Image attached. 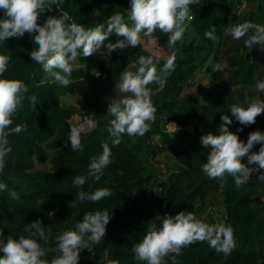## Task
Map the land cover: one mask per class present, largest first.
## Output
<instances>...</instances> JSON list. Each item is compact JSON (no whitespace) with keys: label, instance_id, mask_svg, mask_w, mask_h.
<instances>
[{"label":"trees","instance_id":"1","mask_svg":"<svg viewBox=\"0 0 264 264\" xmlns=\"http://www.w3.org/2000/svg\"><path fill=\"white\" fill-rule=\"evenodd\" d=\"M60 6L86 27L106 23L114 11L127 16L130 7L129 0H62ZM190 9L192 19L174 45H168V33L156 29L152 33L154 42L142 37L135 46L111 50L110 60L100 63L98 73L82 65L92 58L91 54L78 56L79 66L73 68L68 85L44 78L41 65L28 55L35 45L27 31L0 42V52L11 57L3 75L23 80L28 88L7 126L19 124L22 130L9 132L11 151L0 168V180L7 184L0 191V236L26 234L24 224L40 218L42 225L51 229H46L45 245L54 249L45 253L50 260L59 254L55 250L59 232L74 227L85 212L106 208L111 218L105 234L92 250H81L78 264H104L105 259H116L118 264H146L133 259V244L143 237L149 223L159 226L157 214L163 217L183 209L194 211L209 223L231 224L236 246L223 253L206 241L196 240L182 246L179 253L166 254L165 264H264V179L252 172L250 179L237 187L230 174L209 178L200 167L209 151L200 143V136L218 130L221 113L245 98L264 99V90L255 87L256 80L264 79V66L246 56L251 46L244 43L254 29L240 38L225 32L245 20L264 24V0H196ZM58 11L53 6L37 22L43 23L46 16ZM213 26L215 40L204 35ZM118 38L122 37L112 33L105 39L115 42ZM260 47L264 49V43ZM100 50L107 49L102 45ZM173 50L175 68L165 77L164 87L150 95L156 109L150 127L139 136L123 133L120 143L113 145L106 128L110 119L107 105L114 97L128 95L116 88L121 73L135 71L138 64L132 62L140 55H152L159 71ZM217 61L225 66L213 70ZM203 73L208 74L205 84L199 81ZM81 87L82 117L94 120L96 126L81 131L84 148L74 150L68 135L76 111L62 99ZM149 87L155 89L157 84L152 82ZM189 90L196 96L181 100ZM31 95L36 96L35 101L28 99ZM168 126L176 131L171 133ZM238 126L242 128L239 138L246 140L249 132L264 130V112L246 126L233 118L229 130L235 132ZM186 127H192L193 132H186ZM102 141L112 149L111 162L96 179L87 176V165L102 151ZM259 146L255 143L250 151H258ZM166 154H172L175 163L164 160ZM76 175L86 176L83 185L72 183ZM20 182L26 187L22 188ZM104 186L111 192L99 200L76 198L81 189L91 192ZM12 190L18 198L11 195Z\"/></svg>","mask_w":264,"mask_h":264},{"label":"clouds","instance_id":"2","mask_svg":"<svg viewBox=\"0 0 264 264\" xmlns=\"http://www.w3.org/2000/svg\"><path fill=\"white\" fill-rule=\"evenodd\" d=\"M195 2L196 0H129L127 16L121 11H114L108 15L106 23L86 27L76 22L60 6L62 0H0V12L3 13L0 15V42L8 37L23 36L27 31L35 45L28 55L41 65L44 78H52L61 85H68L73 68L79 66L74 63L76 58L87 57L102 45L110 52L117 47L123 49L128 45L135 46L142 37H148L154 42L156 37L152 33L156 29L168 33L167 43L174 45L185 32L187 22L192 19L190 5ZM53 6L59 10L58 14H50L43 23H38V17L45 11L51 12ZM249 29H254V32L246 36V45L251 46L253 41L259 42V45L264 43V24L251 20L238 22L226 28L225 32L230 33L233 38H240ZM112 33L122 38L115 42L106 41L105 38ZM204 35L217 39L215 26L205 30ZM175 58L173 50L158 71L152 55H140L132 62L133 65L138 64L135 71L124 70L121 73L116 88L128 95L114 97L107 105L110 119L106 128L113 145L120 143L123 133L139 136L150 127L149 121L155 118L156 111L150 95L164 87L165 77L175 68ZM10 59L8 54L0 52V168H3L6 154L11 151L9 132L22 130L19 124L12 128L7 126L11 124L13 114L24 99V93L28 91L23 80L3 75ZM224 66L217 61L213 70ZM152 82L157 84L155 89L149 87ZM255 87L264 90V79L256 80ZM28 99L35 101L36 96L31 95ZM261 112H264V99L248 101L245 98L243 103H232L229 111L221 113L222 122L218 130L200 136V143L209 149L206 162L200 165L205 175L213 178L230 174L237 187L246 183L252 172H258V178L264 179V171H259L264 169V130L249 132L246 140L239 138L241 127L238 126L235 132L229 130L233 118L246 126L255 122ZM93 123L87 120L70 127L68 140L72 149L83 150L81 131L86 125L91 126ZM255 143L260 145L258 151H250ZM101 148L102 151L87 165V176L96 179H99L104 167L111 162L112 149L109 143L102 141ZM245 155L246 160L242 161ZM85 179V175H76L72 183L83 185ZM6 188V182L0 180V191ZM110 192L111 189L107 186L97 187L91 192L81 189L76 192V198L95 201L108 196ZM11 195L18 198L15 190H12ZM110 218L111 211L106 208L85 212L74 227L66 228L56 235L55 250L59 254L50 260L45 258V253L54 249L45 245L48 241L46 229L48 232L51 229L43 226L40 218H36L24 224L26 234L0 236V264H78L81 250H92V246L102 240ZM156 218L159 219V226L154 222L149 223L143 237L132 246L133 259L136 261L165 264L163 258L166 254L179 253L182 246L196 240L206 241L210 247L223 253H229L236 246L232 225L223 221L209 223L194 211L183 209L175 214L165 213L163 217L157 214ZM107 255L105 250V257ZM170 259L175 260V257L171 256ZM104 264H118V261L105 259Z\"/></svg>","mask_w":264,"mask_h":264},{"label":"rangeland","instance_id":"3","mask_svg":"<svg viewBox=\"0 0 264 264\" xmlns=\"http://www.w3.org/2000/svg\"><path fill=\"white\" fill-rule=\"evenodd\" d=\"M92 14L94 15V12H92ZM90 54L92 55V58L82 65L85 68H87L91 71H95L97 73L99 72L100 63L104 62V61H109L111 58L110 52L108 50L103 51V50L98 49V50L93 51ZM74 63L78 64L77 61H74ZM207 79H208V74L203 73V74L199 75V81L202 84H205ZM189 91H190L189 93L193 92L191 90H189ZM82 92H83V87L78 88L75 93L68 94V95L64 96L62 99L64 105H66L67 107H71V108L75 109V111H76V114H74V116L70 119L71 126L78 125V124L84 123L86 121L82 117V114L84 111L83 106H82V102H81ZM91 121H93L94 123L91 126L86 125L82 131L91 130L93 127L96 126V122L94 120H91ZM186 128H187L185 130L186 132H190V133L193 132L192 127H186ZM167 130H169L171 133H174L176 131V130L173 131L172 129H169V126L167 127ZM166 155H168V157L167 158L165 157L164 160L168 161L169 163H172V162L175 163L176 159L173 157L172 154H166ZM163 163L164 162H162L161 164L163 165ZM20 183H21L22 188L26 187L24 185V183H22V182H20Z\"/></svg>","mask_w":264,"mask_h":264},{"label":"water","instance_id":"4","mask_svg":"<svg viewBox=\"0 0 264 264\" xmlns=\"http://www.w3.org/2000/svg\"><path fill=\"white\" fill-rule=\"evenodd\" d=\"M246 56L251 57L254 61L264 66V49L260 47L259 42L253 41L250 49L246 52ZM194 93H187L181 100L191 99L195 97Z\"/></svg>","mask_w":264,"mask_h":264},{"label":"crops","instance_id":"5","mask_svg":"<svg viewBox=\"0 0 264 264\" xmlns=\"http://www.w3.org/2000/svg\"><path fill=\"white\" fill-rule=\"evenodd\" d=\"M93 12H94V14H95L96 10H93Z\"/></svg>","mask_w":264,"mask_h":264}]
</instances>
